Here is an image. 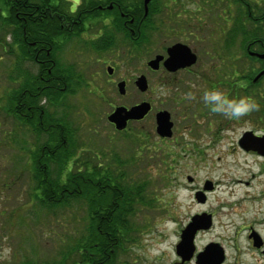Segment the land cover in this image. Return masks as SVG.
Wrapping results in <instances>:
<instances>
[{
  "label": "rangeland",
  "instance_id": "obj_1",
  "mask_svg": "<svg viewBox=\"0 0 264 264\" xmlns=\"http://www.w3.org/2000/svg\"><path fill=\"white\" fill-rule=\"evenodd\" d=\"M67 1L77 3L78 0ZM154 5L161 8L162 3ZM149 20V36L153 38H149L148 49L140 46L137 51L133 48L131 52L118 50L115 53L114 78L128 81L126 96L119 94L116 85L110 87L105 96H99L104 86L96 80L97 76L93 78L86 69L85 96H68L55 106L49 105L46 97L39 98V106L48 112L49 117L60 121L63 119L71 126L75 143L80 144L74 160L79 155L82 159L98 153L99 164L104 166L109 163L115 176L124 173L125 180L130 184L128 186L132 187L131 192L135 193L134 189L143 184L141 190L144 196L141 197L145 198L142 201L133 200L137 204L129 217L131 227L135 224L139 229L135 236L132 232L123 245L133 252L135 264H153L161 252L169 253L176 242L177 229L201 209L192 206L189 179H195L198 187L212 182L218 184L212 198L213 206L238 205L235 209L245 210L246 213L245 219L240 221L241 226H254L264 232V158L255 152L242 150L237 143L246 131H253L256 135L264 133V115L260 111L263 110L264 96H252L259 108L241 117L240 123L232 122L229 131L222 134L216 131L217 117L210 113L211 125L196 130L194 135L181 136L177 126L178 111L172 96H186L189 92L193 96H202L204 89L218 87L233 97H240L228 86L219 84L230 80V72H241L242 68H227L224 67L226 63L222 65L221 61L214 59L217 67H206L202 63V67L197 68L200 75L185 76L182 83L179 80L178 84L182 85V89H179L175 82L179 77L164 80L161 71L152 72L146 64L160 49L158 38L170 33L169 39L173 43L181 35L178 20L173 18L163 22L154 15ZM162 27L166 28L163 33ZM3 31H0V264H58L62 260H67L65 264H80L84 254L86 259L91 254L94 259L99 251H92V247L98 243L93 241L92 233L88 231L91 223L88 207L79 201H73L70 206L46 207L36 199V195L38 199L41 197L39 191H35L32 150L47 146L48 134L30 132L13 115L9 116L5 111L7 102L4 97L7 95L6 88L17 87L11 79V76L16 78L17 69L25 70L26 75H36L38 67L30 60L18 63L17 51L16 55L9 52L13 37L9 31ZM3 35L8 43L6 47L1 46L4 43L1 40V37L4 39ZM182 39H187L193 45L196 42L195 37L189 34ZM215 40H218V44ZM220 40L221 37H213L215 49L220 48ZM234 46L231 40L230 51ZM248 67L247 72L245 69ZM252 68L253 63L246 61L241 74L246 73L250 77ZM142 75L149 84L145 93L137 90L135 85L136 78ZM242 75L241 78L244 77ZM242 80L247 85V81ZM163 83L168 84V89L163 87ZM142 102L151 103L152 111L142 121L128 123L127 131L118 132L108 121L115 108H131ZM163 110L170 112L175 123L173 135L169 138H163L156 132V114ZM195 119L199 121L201 118L197 115ZM169 152L173 157L171 169L161 161L165 157L170 160ZM58 170L56 166L52 167V177L55 179ZM130 207L125 206L127 209ZM88 243L92 246L88 247L89 250L83 248L77 255L71 254L74 246H88ZM5 248H10V253L5 254ZM106 251L110 253L108 248Z\"/></svg>",
  "mask_w": 264,
  "mask_h": 264
},
{
  "label": "flooded vegetation",
  "instance_id": "obj_2",
  "mask_svg": "<svg viewBox=\"0 0 264 264\" xmlns=\"http://www.w3.org/2000/svg\"><path fill=\"white\" fill-rule=\"evenodd\" d=\"M89 1H94L97 6L91 7L88 12H80L79 7ZM135 1L78 0L77 3L67 1L68 6L61 9L62 15L57 16L59 14L57 13L52 16V22L60 26L61 36L58 40L52 36L47 49L49 67L45 70L48 76L41 77V80L47 83L49 96L45 99L49 105L55 106L54 99L58 97L65 100L68 96H85L86 69L93 78L97 76L96 80L102 87L104 86L99 96H105L106 91L109 92L110 87L114 85L118 89L119 83L123 81L126 82V93L121 94L119 89L118 92L121 96L127 95L128 81L126 79L117 81L114 78L116 69L113 64L117 60L115 53L118 50L131 52L133 48L137 51L140 46L148 49L150 39L153 38L149 36L151 28L149 20H144L146 17L136 23L135 18L121 7L123 3ZM137 1H140L144 8L145 0ZM156 3L158 5L162 3V6L160 5L161 8H157L156 14L153 15L163 22L173 18L178 20L181 35L173 43L170 40V33L158 38L160 49L150 60L157 56H163V60L160 62L159 70L153 71L149 68L152 72L161 71L162 78L168 81L179 77L175 82L178 88L182 89V85L178 84L179 80L182 83L185 76L198 77L200 73L197 68L202 67V63L206 67H217L213 62L217 59L222 65L226 63L224 67L243 69L248 61L246 56L248 55L252 58L248 62L253 63L249 79L254 89L253 96H264V58L260 57L264 55V0H151L150 2V4ZM102 4L106 5L102 6ZM55 16L59 18L58 22L54 21ZM162 28L163 33L166 28ZM187 34L195 37L194 45L189 44L187 39H182ZM247 34H254L258 38L247 45L245 42ZM213 37H221L220 48L215 49ZM230 38L235 44L232 51H230ZM218 40H215L217 44ZM176 44L187 46L196 55V62L190 67L171 72L165 68L164 62L169 57L168 49ZM253 53L255 55H252ZM38 63L45 65L41 60ZM109 68L112 73L109 72ZM168 84L163 83V87L168 89ZM239 86L245 95V81L241 79ZM69 90H72V93H69ZM87 93L91 94V92ZM172 97L175 109L178 111L177 126L179 125L181 136L194 135L196 130H202L212 124L209 118L211 112L207 111V107L202 103V96H193V99H187L186 96ZM35 100H37L36 96ZM262 102L264 104V101ZM33 107L35 110L42 108L36 104ZM197 110L200 111L196 113ZM41 111L44 114V111ZM213 114L217 117L215 130L221 134L229 131L232 122L241 121V118L232 120L219 113ZM197 115L201 118L199 121L195 119ZM131 122L137 121H130L129 124ZM127 128L118 132L127 131ZM237 143L241 148L240 139ZM189 182L192 186L190 189L192 206L201 209L195 211L189 221L177 229V239L170 252H161L153 264H264V232L254 226L249 228L241 226L240 221L245 219V210L237 211L235 208L238 205L213 206L212 198L218 190V184L215 182L209 184L208 188L205 185L198 187L195 179ZM190 223H195L198 227L193 235L192 248L190 246L189 249V246L183 247L182 242L184 232ZM206 236L208 238L205 239ZM129 250L130 248L124 246L118 248L115 246V249H110V253L108 251L102 255L99 253L94 259L92 254L88 259L84 254L80 264H135L133 252Z\"/></svg>",
  "mask_w": 264,
  "mask_h": 264
},
{
  "label": "trees",
  "instance_id": "obj_3",
  "mask_svg": "<svg viewBox=\"0 0 264 264\" xmlns=\"http://www.w3.org/2000/svg\"><path fill=\"white\" fill-rule=\"evenodd\" d=\"M67 3L66 0H0V31L3 33L5 32L3 30L9 31L13 37L9 52L16 55L17 51L18 63L21 64V60H30L38 67L36 75H26L25 70L17 69L16 78L11 76L17 87L6 88L7 95L4 98L7 108L5 111L9 116L13 115L30 132L35 134L46 132L48 134L47 146L36 147L35 150H32L35 191H39L41 197L38 199L36 195V199L46 207L70 206L73 201H79L83 202L90 210L91 223L88 231L92 233L93 241L98 244L95 247L89 243L88 246L86 244L74 246L70 251L71 254L77 255L83 248L89 250L88 247L91 246L92 251L97 250L102 255L107 248L110 250L115 246L117 248L123 246L126 240L132 236V232L135 236L139 228L135 224L131 227L129 220L137 204L133 200L140 199L142 201L145 197H141V195L144 196L141 190L143 184L134 189L135 193L131 192L132 187L128 186L129 183L125 180L124 173L115 176L109 163L104 166L99 164L98 153H94L93 157L92 155L85 156L82 159L79 158V155L74 160L77 156L76 151L79 149V143H75L76 139L71 126L63 119L60 121L49 117L46 110L42 108L35 110L33 107L35 104L39 105L40 97L49 96L47 83L42 81L41 77L47 75L45 70L46 67H49L47 65L49 59L47 49L52 36L55 40L60 39L61 36L60 26L52 22V16L57 13H59L57 16H61V9L68 6ZM105 5L102 4V6ZM94 6H97L94 1L84 2L79 7V11L88 12ZM121 7L135 18L136 23L145 18L143 4L140 1L123 3ZM156 12L155 5L150 4L149 14L144 20L151 19ZM58 20L59 18L55 16L54 21L58 22ZM3 36L4 39L1 37V40L4 43L1 46L6 47L8 43L5 42V35ZM256 38L258 36L254 34H247L245 42L248 45L253 43ZM246 56L248 61L252 59L248 55ZM40 60L44 61L45 65H40L38 63ZM248 69L249 67L245 71L248 72ZM241 72L238 70L230 72V80L221 81L220 85L228 86L229 90L236 93V96L252 97L254 89L252 83L249 82L250 77L246 76V73L242 75ZM241 75L244 77L241 78ZM241 79L247 81L245 95L239 86ZM35 96L37 100H35ZM61 101L62 99L59 97L54 99L55 103ZM262 108L263 110L260 111L263 116L264 104H262ZM41 110L44 111V114ZM256 118L255 121L258 122ZM259 118L262 119L260 115ZM170 152L167 154L170 160L167 157L161 160L169 169L173 166V157ZM53 166L59 169L56 179L52 177ZM127 205L131 207L125 208ZM66 261L62 260L58 264H65Z\"/></svg>",
  "mask_w": 264,
  "mask_h": 264
},
{
  "label": "water",
  "instance_id": "obj_4",
  "mask_svg": "<svg viewBox=\"0 0 264 264\" xmlns=\"http://www.w3.org/2000/svg\"><path fill=\"white\" fill-rule=\"evenodd\" d=\"M151 0L144 1L145 16L149 12V4ZM112 6H110L111 8ZM168 59L164 62L165 68L171 72H175L179 69L192 66L196 62L195 54L191 50L182 44H176L168 49ZM252 55H255L254 53ZM264 58V55L260 56ZM163 60V56H157L151 60L148 65L151 69L157 71L160 68V62ZM109 72L111 69L109 68ZM137 89L145 93L148 90L149 84L144 75L140 76L136 80ZM126 82H120L118 89L121 94H125ZM152 110V105L149 102H142L131 108L117 107L111 115L108 117V121L115 126L118 131H122L127 128L130 121L143 120ZM174 123L171 119L170 112L163 110L156 114V132L163 138H169L173 135ZM240 146L245 151H253L264 157V135H256L253 131H246L240 139ZM191 181V179H189ZM208 188V185H206ZM200 196V195H199ZM195 223L189 226V229L183 236L182 246H190L192 248L193 235L196 232Z\"/></svg>",
  "mask_w": 264,
  "mask_h": 264
},
{
  "label": "clouds",
  "instance_id": "obj_5",
  "mask_svg": "<svg viewBox=\"0 0 264 264\" xmlns=\"http://www.w3.org/2000/svg\"><path fill=\"white\" fill-rule=\"evenodd\" d=\"M187 99H193V93H186ZM202 99L211 113H219L232 120H239L246 114L259 108V104L253 97H233L226 90L218 87L204 89ZM10 248H5V254L10 253Z\"/></svg>",
  "mask_w": 264,
  "mask_h": 264
}]
</instances>
